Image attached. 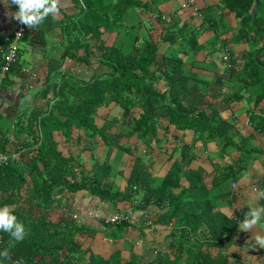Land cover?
<instances>
[{
    "label": "trees",
    "instance_id": "16d2710c",
    "mask_svg": "<svg viewBox=\"0 0 264 264\" xmlns=\"http://www.w3.org/2000/svg\"><path fill=\"white\" fill-rule=\"evenodd\" d=\"M95 1L91 6L85 2L87 30L83 35L88 34L94 43L90 45L87 40L81 43L76 38L65 48L64 56L85 63L91 58L98 59L107 67L106 72L85 82L64 72L59 85H55L57 88L53 87V102L43 110L37 107L25 110L22 115L26 120L18 124L17 135L7 138L3 145L8 154L19 151L24 162L8 157L0 160V208L7 206L12 210L24 225L26 237L16 243L0 231V251L10 253V259L0 260V264H11L21 257L24 264H81L80 261L86 260L88 250L82 247L83 240L95 230L82 224L75 230L71 220L62 216L53 218L54 213H59L56 209L63 206L60 198L65 197L64 205H69V199L81 190L112 204L129 202L131 208L107 216L139 209L143 213L141 218L136 217L133 225L140 231L143 227L163 226L167 239L161 249L153 247L154 255L149 256V260L140 261L133 252L122 259L117 250L104 261L96 260L90 254L88 264L96 261L100 264H226L228 257L233 255L227 250L236 248L245 235L238 223L249 207L241 210L238 216L229 217L216 209V201L235 197L236 188L230 183L242 176L254 150L235 143L230 136L234 123L219 116L215 106H202L203 96L191 85L195 76L185 70L183 59L175 52L160 53L158 45L149 39L136 45L135 26L129 46L104 44L100 28L116 27L128 10L142 4L140 0ZM226 5L241 18L237 37L246 39L250 45L242 66L241 86L254 104L251 111L264 114V0H229ZM196 31L182 34V47L188 52H194L198 47ZM178 36L171 30L165 31L161 41L172 46ZM76 46L83 48L82 56L77 55ZM222 61L227 76H230L234 69L230 52L228 60L222 57ZM14 63L9 73L14 69ZM223 77L226 76L219 75L218 79H225ZM158 78L166 83L163 91L155 85ZM48 90L49 86H46L42 95ZM110 104L119 107L118 115L110 114L114 109L109 107ZM102 108L105 109L102 111ZM102 113V117H97ZM253 118L251 122L255 129L264 136V115L254 114ZM169 125L177 130H193L194 137L190 144L179 146L180 156L156 181V174L145 155L152 149V143H160V136L168 131ZM55 132L70 144L73 138L79 143L87 138H98L105 147L104 158L92 157L91 169L86 172L80 167L82 170L78 172L76 165L81 158L71 152L65 155L54 137ZM127 133L130 137L135 135L144 144L145 151L121 143ZM197 140L204 143L207 140L223 141L224 151L236 146L241 155L235 163L216 170L211 188L203 182L202 169L190 166ZM86 147L94 149L89 144ZM116 151L121 152V156ZM112 154L118 159L123 155L127 157L124 162L127 172L122 175L121 189H114ZM182 179L187 182L185 186ZM260 206L264 207V202ZM151 207L156 209L155 219L150 216ZM105 218L102 224L106 229L130 226L124 220L114 223ZM146 220L151 223L142 224Z\"/></svg>",
    "mask_w": 264,
    "mask_h": 264
},
{
    "label": "crops",
    "instance_id": "0c3cea01",
    "mask_svg": "<svg viewBox=\"0 0 264 264\" xmlns=\"http://www.w3.org/2000/svg\"><path fill=\"white\" fill-rule=\"evenodd\" d=\"M227 1L229 0H140L142 4L133 10H128L120 24L109 30L100 28V31H102L101 39L106 46L130 45V35L134 33L135 26L138 36L136 45L149 39L158 45L160 53L175 52L183 59L185 70L195 76L191 85L197 88L199 95L203 96L202 106H215L219 116L234 123L230 136L235 143L254 150L244 173L236 180L235 187L231 185L232 182L230 183L232 188H236L235 197L232 199L225 197L216 201V209L226 216L234 217L241 214V210L246 207H261L264 202V198L259 197V193L264 192V136L251 122L254 114L262 116L264 114L251 111L254 104L250 101L249 93L241 86L242 66L250 45L246 39L237 37L242 21L227 7ZM85 2L89 6L96 3L95 0H59V12L56 18L53 19V16L49 15L36 29H30L22 38L18 59L12 66L14 69L8 74L0 89V153L6 158H19L24 162V159L19 157V151L8 154L4 152L3 145L7 138L17 135L18 124L26 120L22 115L25 110L30 111L34 107L43 110L46 105L53 102V87L57 88L64 72L78 78L79 82H85L95 75L106 72L107 67L98 59L91 58L85 63L64 56L65 48L76 38L81 43L84 40L90 45L94 43L88 34L83 36L87 30L84 22ZM17 7L9 0L7 6L6 0H0V66L5 48L4 38L10 33L14 22L10 14L15 13ZM169 30L179 34L172 46L168 42L161 41L164 32ZM191 30H197L198 47L194 52H188L182 47V34ZM76 47L77 55L82 56L83 48ZM225 50L230 52V57L233 59L234 69L230 76H227L222 61ZM222 74L226 77L219 80L218 77ZM155 85L160 91L166 89V83L161 78L157 79ZM46 86H49V90L42 95ZM25 95L30 96L29 100L20 103V99ZM109 107L118 106L110 104ZM104 109L102 108V111ZM110 114L116 116L111 112ZM102 116L103 113L98 114L97 117ZM99 120L97 118V121ZM114 130L115 127L110 132L113 133ZM76 134H73V137ZM54 137L59 141L60 148L64 149L65 155L71 152L76 158H81L76 165L78 172L82 168L86 172L91 169L92 157L102 159L105 156V147L100 144L98 138H87L82 143L73 138L70 144L67 140L63 141L59 132H55ZM160 137V143H152V149L145 155L146 161L156 174V181L167 173L173 160L180 156L179 146L192 142L194 133L190 129L177 130L173 125H169L168 131ZM121 143L135 145L138 150L145 151L144 144L135 135L130 137L127 133L121 139ZM86 144L94 146V149H88ZM223 146L224 142L218 140H207L205 143L197 140L194 143L190 166L202 169L203 182L208 188L212 186L217 169L235 163L241 157L236 146L234 148L230 146L225 151ZM172 153V157L169 158ZM116 154L121 156L122 153L116 151ZM126 159L125 155L121 159L113 154L110 157L114 189L123 187L122 175L127 172L124 163ZM182 184L185 186L187 182L183 180ZM60 199H63V206L56 209L59 213L53 214L55 220L62 216L73 222L75 230L77 225L81 224L95 230L91 236L82 239V247L88 252L86 260L80 261L81 264L89 263L90 254H93L96 260L104 261L117 250L121 252L122 259L128 258L133 252L140 261L149 260V256L154 255L153 247L161 249L167 241L165 227L160 225L152 228L143 227L142 231L136 225L126 226L123 229L115 227L106 229L102 224L104 217L115 211L131 208L127 201L112 204L84 190L76 192L69 199L71 202L69 205H64L65 197ZM132 209L135 210V217L141 218L139 216L143 211ZM150 210V216L155 219L156 209L152 210L151 207ZM252 231L255 233L258 229ZM253 233L245 231L237 247L227 250L229 255L230 253L233 255L228 257L226 264H264V248L254 245ZM95 264L100 262L96 261Z\"/></svg>",
    "mask_w": 264,
    "mask_h": 264
},
{
    "label": "clouds",
    "instance_id": "9594fccd",
    "mask_svg": "<svg viewBox=\"0 0 264 264\" xmlns=\"http://www.w3.org/2000/svg\"><path fill=\"white\" fill-rule=\"evenodd\" d=\"M11 3L18 6L16 12L10 14L12 18L29 29L37 28L49 15L55 19L59 12V0H11ZM259 197L264 198V192H260ZM262 213H264V207L251 206L244 213L243 220L238 223V228L243 231L253 233V229H258L253 233L252 240L259 248H264V215ZM0 231L7 233L11 241L16 243L23 241L26 237L24 225L17 220L7 206L0 208ZM9 259V251H0V260ZM11 264H24L23 258L12 261Z\"/></svg>",
    "mask_w": 264,
    "mask_h": 264
},
{
    "label": "built area",
    "instance_id": "2783aa9c",
    "mask_svg": "<svg viewBox=\"0 0 264 264\" xmlns=\"http://www.w3.org/2000/svg\"><path fill=\"white\" fill-rule=\"evenodd\" d=\"M11 3V0H9ZM12 4V3H11ZM14 5V4H13ZM36 29V28H33ZM30 29L24 25L19 23L17 20L14 19L13 27L11 28V31L9 34H7L4 38L5 42V48L2 55V64L0 66V89L1 85L4 82V80L7 78L9 73V68L11 67L12 63H14L18 59V53L20 48V42L24 35L29 31ZM223 58L225 60H228V51H224ZM6 157L4 154L0 153V160H4ZM233 187H235L236 182H232L231 184ZM106 221L119 223L123 220L128 222L129 225L136 224L135 220V210L130 209L126 213H114L110 216H106ZM151 222L149 220L144 221L142 224H150Z\"/></svg>",
    "mask_w": 264,
    "mask_h": 264
},
{
    "label": "rangeland",
    "instance_id": "374dc122",
    "mask_svg": "<svg viewBox=\"0 0 264 264\" xmlns=\"http://www.w3.org/2000/svg\"><path fill=\"white\" fill-rule=\"evenodd\" d=\"M110 112L113 113V115H114V114L117 115L120 111H119V109H118V107H117V108L112 109Z\"/></svg>",
    "mask_w": 264,
    "mask_h": 264
},
{
    "label": "water",
    "instance_id": "95a60500",
    "mask_svg": "<svg viewBox=\"0 0 264 264\" xmlns=\"http://www.w3.org/2000/svg\"><path fill=\"white\" fill-rule=\"evenodd\" d=\"M30 96L29 95H25L20 99V103H22L23 101H25L26 99L29 100Z\"/></svg>",
    "mask_w": 264,
    "mask_h": 264
}]
</instances>
